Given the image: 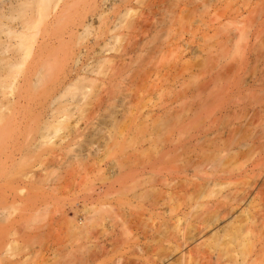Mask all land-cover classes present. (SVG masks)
<instances>
[{
  "label": "bare ground",
  "instance_id": "obj_1",
  "mask_svg": "<svg viewBox=\"0 0 264 264\" xmlns=\"http://www.w3.org/2000/svg\"><path fill=\"white\" fill-rule=\"evenodd\" d=\"M195 1L145 0L132 15V0H0V264H264V0H239L205 53L185 39ZM179 47L201 54L199 70L162 83ZM64 65L83 77L75 91L58 82L45 105L66 132L29 169L48 192L26 204L17 108ZM92 172L78 221H39L37 200L47 207Z\"/></svg>",
  "mask_w": 264,
  "mask_h": 264
},
{
  "label": "rangeland",
  "instance_id": "obj_2",
  "mask_svg": "<svg viewBox=\"0 0 264 264\" xmlns=\"http://www.w3.org/2000/svg\"><path fill=\"white\" fill-rule=\"evenodd\" d=\"M138 1L132 0V15L138 14L144 7L145 0ZM195 5L197 9L190 19L191 22L196 21L195 23H197L192 24L190 27L192 31H195L194 38L189 39L185 36V39L205 53L208 47L220 41L225 30H231V27L234 26L233 18L237 13L239 0H196ZM107 13L112 14L113 10ZM204 21L205 25L198 26ZM68 24L69 21L67 19L62 21V27H66ZM96 31L95 25L87 27L72 39V47L81 42L85 43L88 40L87 38L91 37ZM201 59L200 53L192 54L183 47H179L175 52L166 56L163 61L166 63L167 69L162 72V83L173 77L174 72H177L175 70H179L182 67H187L190 72H197ZM82 77L77 74V71L76 73L70 71L67 65H64L61 69L56 70L53 77L47 81L43 93L30 97L26 103L17 108V119L14 129L16 155L13 178L19 201L29 199L26 203L29 204L30 200H33V192H48L43 183L30 181L29 174H27L29 169L37 162L38 155L47 149L56 147L60 138L66 132L65 129L57 131L54 129L45 105L49 103L50 98L56 93L58 82H61L60 88L69 86V91H75ZM100 137L87 140L88 146L96 147L101 145ZM96 161L97 158L93 154L83 156L78 162V168L89 171ZM93 175V172L89 173L88 178L81 185H73L63 192L48 196L47 207H44L37 200L36 206L41 209L39 221L44 223L56 222L57 227L61 230L64 226L78 221L81 210L84 208L82 197L85 193L90 192L92 186L96 183L93 180ZM21 206L23 204H17L18 208Z\"/></svg>",
  "mask_w": 264,
  "mask_h": 264
}]
</instances>
